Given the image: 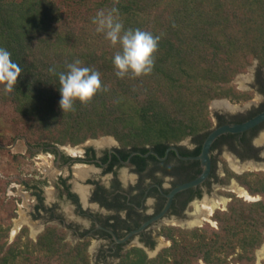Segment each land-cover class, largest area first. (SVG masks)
I'll return each instance as SVG.
<instances>
[{"label":"trees","instance_id":"trees-1","mask_svg":"<svg viewBox=\"0 0 264 264\" xmlns=\"http://www.w3.org/2000/svg\"><path fill=\"white\" fill-rule=\"evenodd\" d=\"M113 8L125 29L160 37L150 73L116 75L121 47L93 23L98 11ZM0 47L22 70L11 91L0 82V118L10 115L30 154L104 136L143 151L166 148L210 128L214 100L246 98L233 81L255 60L264 67V0H0ZM77 59L101 73L103 87L63 113L58 74ZM228 174L263 199H236L217 215L219 229L169 227L163 233L172 245L157 257L135 249L119 264H255L264 242V172ZM10 229L0 225V241ZM89 263L88 243L73 245L56 226L37 240L25 227L0 244V264Z\"/></svg>","mask_w":264,"mask_h":264},{"label":"flooded vegetation","instance_id":"flooded-vegetation-1","mask_svg":"<svg viewBox=\"0 0 264 264\" xmlns=\"http://www.w3.org/2000/svg\"><path fill=\"white\" fill-rule=\"evenodd\" d=\"M242 90L246 99L215 100L210 128L166 148L147 146L143 151L125 146L115 137H105L78 145H48L33 149L34 154L26 150V157L22 158L39 165L35 172L20 170L21 176L15 180L5 176L6 186L21 187L18 196L8 199L17 206L22 202L25 217H20L23 224L19 231L27 227L29 237L37 240L47 228L56 226L73 245L88 243L89 264H119L125 254L135 249L158 255V244L165 249L164 244L172 243L163 233L169 227L194 229L210 224L219 229L217 215L230 212L236 199H263L260 194L252 195L236 177L229 179L228 169L239 176L264 172V121L241 132L218 136L210 150L208 178L177 192L163 216H158L177 187L202 174L204 169L198 157L214 130L244 124L264 112V67L258 66L246 78ZM39 152H46L48 158L36 156ZM41 159L46 160L39 162ZM250 165L254 169H235ZM77 166L88 170L84 178L77 174ZM234 183L254 199L240 196L234 191ZM11 189L16 191V187ZM223 199L226 203L221 202ZM205 201H219L211 215L203 208ZM13 212L18 214L17 209ZM206 216L209 219L201 225L190 226L192 221Z\"/></svg>","mask_w":264,"mask_h":264},{"label":"clouds","instance_id":"clouds-1","mask_svg":"<svg viewBox=\"0 0 264 264\" xmlns=\"http://www.w3.org/2000/svg\"><path fill=\"white\" fill-rule=\"evenodd\" d=\"M97 25L96 31L104 33L106 39L113 45L119 44L118 51L113 59L117 69L116 75L124 77L132 73L135 76L145 75L152 71L155 60L154 54L158 50L159 36L151 32L136 29H125L123 22L118 17V9L108 12L98 11L93 18ZM67 71L60 72L59 76V107L62 112L72 111L76 100L87 102L101 89V73L88 66H82L80 60H75L66 65ZM21 68L12 59L11 52L0 47V82L5 85L6 91H11L21 74ZM55 72L54 68L49 69Z\"/></svg>","mask_w":264,"mask_h":264},{"label":"rangeland","instance_id":"rangeland-1","mask_svg":"<svg viewBox=\"0 0 264 264\" xmlns=\"http://www.w3.org/2000/svg\"><path fill=\"white\" fill-rule=\"evenodd\" d=\"M258 66L262 67L260 65L259 60H255L253 64H251L248 67V70L245 73H241L235 78L233 83L238 87L239 90L246 93L245 91L242 90V88L244 87L246 78L250 77L254 73V71H256ZM229 98H225V99H229ZM237 101H240V100H237ZM213 104L214 102H212L210 106L211 114L214 108ZM9 117L10 115L5 114V116L0 118V147H3L4 149V150H0V225L3 226L4 229L11 227V229L9 230L8 239L5 237V239L0 241V244L7 241L8 245L13 243L17 235L20 233L19 230L17 233H14V229L17 223L21 222L20 217H22L21 214H23V212H21V208L23 207H22V202H20V205L17 206L16 202L14 203V201L12 200L14 199L13 196H18L19 193H21V187L19 185L6 186V183H7L6 177L11 176L12 177L11 180H15L16 178L19 179V176H21V173H20L21 171L23 173L24 172L26 173L35 172V170L39 166L37 164H34L30 159L22 158V157H26L24 156V153L27 150L26 144H25L24 139L21 136L16 135L17 127L12 125L13 123L10 122ZM105 137H113V136H104L98 139H104ZM187 140H189V137L186 138V141ZM38 155L48 158V154L46 152H39L36 156ZM45 160L46 159H41L39 160V162H44ZM255 172H259V171H255ZM14 187H16V191L12 192L13 189L11 188H14ZM10 197H12V199L8 200ZM15 209L18 210L17 212L18 214H16L17 216L13 220L12 219L13 217H10V214L13 213ZM31 227L33 228L34 226L31 225ZM33 235H36L35 231H33ZM171 245L172 243L164 244L165 247H170ZM159 250L161 252L163 248L161 249L160 245L158 244V249L156 252H159ZM263 252H264V242L255 251V255H256L255 264H259V263L264 264V259H263L264 254H262ZM151 253L152 252L148 254L149 258L151 259L158 256V255H151ZM201 264H205V263L201 261ZM236 264H242V263H236Z\"/></svg>","mask_w":264,"mask_h":264},{"label":"water","instance_id":"water-1","mask_svg":"<svg viewBox=\"0 0 264 264\" xmlns=\"http://www.w3.org/2000/svg\"><path fill=\"white\" fill-rule=\"evenodd\" d=\"M215 102V101H213ZM264 121V112L261 113L260 115H258L257 117L253 118L252 120L244 123V124H240V125H230V126H224L221 128H218L216 130H214L207 138V140L204 143L203 146V150H202V154L198 157L201 161H202V165H203V172L202 174L196 178L195 180L186 183L184 185H181L179 187H177L170 195V201L167 204L166 208L163 210V212L158 216V218L162 217L163 214L166 212L172 197L179 191H182L184 189L187 188H191V187H195L201 183H203L209 176L210 171H211V155H210V150H211V146L213 144V142L217 139L218 136H220L223 133L226 132H241L244 131L246 129L252 128L255 125L260 124L261 122Z\"/></svg>","mask_w":264,"mask_h":264},{"label":"bare ground","instance_id":"bare-ground-1","mask_svg":"<svg viewBox=\"0 0 264 264\" xmlns=\"http://www.w3.org/2000/svg\"><path fill=\"white\" fill-rule=\"evenodd\" d=\"M109 140H113V139H110L109 138ZM248 167L251 168V169L254 168L253 165H250V166H245V167H242V168L235 167V169L237 171H242V170H244V168H248ZM76 171H77V174L79 175L80 178H84L85 177V174L88 172V170L86 168H84L83 166H77ZM233 188H234V191H236L240 196H244V197H246V198H248L250 200H253L254 199V197H252L251 194H249V192H247L244 188H241L240 186H238L237 183H234V187ZM221 202L226 203V200L223 199V200H221ZM218 206H219V201L218 202L214 201L211 204L210 203H207L205 201L203 208H204V210H206V212L209 215H211L212 213H214V210L217 209ZM198 210H200V208H198ZM23 215L24 214H22V217L24 218ZM208 216L204 217L203 219H197L195 221H192L190 223V226H195V225L198 226V225H201L204 220H208L209 219ZM21 226H22V221L17 223V225H16V227L14 229V233H17L18 230L21 228ZM262 254H264V252ZM259 264H261V263H259Z\"/></svg>","mask_w":264,"mask_h":264}]
</instances>
